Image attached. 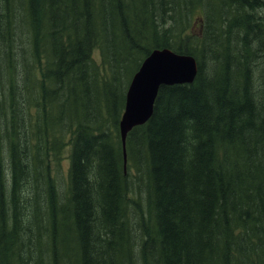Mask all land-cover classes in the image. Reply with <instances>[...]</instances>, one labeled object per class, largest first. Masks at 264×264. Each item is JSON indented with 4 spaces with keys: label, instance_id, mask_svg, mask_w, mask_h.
I'll return each mask as SVG.
<instances>
[{
    "label": "trees",
    "instance_id": "1",
    "mask_svg": "<svg viewBox=\"0 0 264 264\" xmlns=\"http://www.w3.org/2000/svg\"><path fill=\"white\" fill-rule=\"evenodd\" d=\"M246 2L264 9V0H0V247L18 264H264V90L252 82L264 41L242 37L261 29ZM155 48L193 56L198 72L160 87L152 116L127 134L124 164L125 92ZM33 73L40 100L30 107L18 78ZM131 222L145 228L128 241Z\"/></svg>",
    "mask_w": 264,
    "mask_h": 264
},
{
    "label": "water",
    "instance_id": "2",
    "mask_svg": "<svg viewBox=\"0 0 264 264\" xmlns=\"http://www.w3.org/2000/svg\"><path fill=\"white\" fill-rule=\"evenodd\" d=\"M197 64L191 55L174 53L168 48L153 49L141 62L128 84L119 131L123 144L129 131L143 125L152 116L154 102L161 86L191 84Z\"/></svg>",
    "mask_w": 264,
    "mask_h": 264
},
{
    "label": "rangeland",
    "instance_id": "3",
    "mask_svg": "<svg viewBox=\"0 0 264 264\" xmlns=\"http://www.w3.org/2000/svg\"><path fill=\"white\" fill-rule=\"evenodd\" d=\"M260 3V2H259ZM249 10V9H248ZM253 13V16L254 18H257V17H261V29L262 31L264 32V9H261V8H256L255 10L252 11ZM199 16H201V13H197ZM234 19L236 20V23L239 25V26H242V23L244 22L245 20V16L243 14H239V15H235L234 16ZM191 23V26L193 27H196V28H199V22L197 23L196 21L193 23V22H190ZM199 34V33H198ZM207 36L209 38V41L211 43H214L216 41L215 39V36L212 32V28L210 25H208V33H207ZM244 36V35H243ZM241 44H239L237 46V49H239V46ZM263 53L264 54V51H260L259 54ZM243 55H247L248 58L250 57L251 55V52L248 48H243ZM259 56V65L257 67V73L256 75H258L259 73L261 72H264V57H261ZM35 70H37L36 67H34ZM26 81L30 87V93L32 95V97L34 98V100H31L30 101V107H33L35 101L38 102L40 100L39 98V94H40V88H39V80H38V75L37 73H33L29 76H25L23 78H18V81L19 82H22V81ZM254 90H256L254 88ZM68 138H69V134L66 133L64 137L60 138L59 139V142H58V173L60 174V180L59 182L61 183V185H59L61 188H62V191H64V186L67 182V175H66V170H67V167H68V159L66 158L68 152H69V147L67 146L68 145ZM54 163L51 165V169H50V172L52 173L54 171ZM141 199V198H140ZM139 199V202H140V206L142 204V199L140 200ZM57 225H59L58 223V219H57ZM51 227H52V221H51ZM42 239H46L45 236H43ZM58 241V238L56 240V242ZM55 241H53V234L51 235V240H50V245H53L56 243ZM0 251H2L4 253V255L2 257H0V264H18L17 263V259L14 255L12 254H9L8 251L4 248V247H0ZM34 254V251L32 252ZM32 262V260H28L26 262V264Z\"/></svg>",
    "mask_w": 264,
    "mask_h": 264
},
{
    "label": "bare ground",
    "instance_id": "4",
    "mask_svg": "<svg viewBox=\"0 0 264 264\" xmlns=\"http://www.w3.org/2000/svg\"><path fill=\"white\" fill-rule=\"evenodd\" d=\"M253 1H256V0H253ZM221 5V4H220ZM254 8L253 9H251L250 7H249V5H246L245 6V10H244V12L247 14V15H249V14H253L252 13V11L253 10H255L256 8H259V7H257V2H255L254 4ZM217 8V7H216ZM249 9V10H248ZM261 9H263L262 7H261ZM251 20H253V21H256L255 19H254V17H252V19ZM256 30H257V32H258V30H262V29H257V28H255ZM245 32V31H244ZM244 32L242 33V37H243V35H244ZM264 33V32H263ZM255 45H257V44H255ZM255 45H254V47H255ZM259 47V46H258ZM233 49H235V50H237V48L236 47H232ZM261 48V47H260ZM156 49V48H155ZM255 49V48H254ZM240 54H241V52H242V48L240 47ZM257 50H258V48H257ZM262 50V49H261ZM260 51V50H259ZM258 51V52H259ZM263 51V50H262ZM263 53H261L260 55H262ZM259 55V56H260ZM264 55V54H263ZM261 58V57H260ZM260 60V59H259ZM19 68V67H18ZM23 68V67H22ZM21 67H20V69H22ZM25 69V68H24ZM22 71V70H21ZM23 72V71H22ZM198 72V71H197ZM252 82L255 84V85H259L260 84V86H263V90H264V72H261V73H259L258 75H255V77L253 78V80H252ZM258 87V86H257ZM260 88V87H259ZM262 94V93H261ZM264 95V94H263ZM264 122V116H263V121H262V123ZM119 123H120V121H119ZM251 147H247V148H245V152H247L249 149H250ZM126 152V151H125ZM250 152V151H249ZM251 153V152H250ZM263 161V160H262ZM256 163V162H255ZM262 164V163H261ZM260 164V165H261ZM257 165V164H256ZM264 165V164H263ZM261 168H262V166H261ZM264 168V167H263ZM125 171V170H124ZM264 179V178H263ZM262 183V182H261ZM261 185H263V184H261ZM257 186V185H256ZM264 186V185H263ZM135 187V186H134ZM139 188H141V187H139ZM258 189H259V187H258ZM117 190V189H116ZM143 190V189H142ZM142 193V192H141ZM143 195V194H142ZM141 195V196H142ZM145 197V196H144ZM154 197H155V195H154ZM116 198V197H115ZM143 199V198H142ZM146 199V198H145ZM153 199V198H152ZM141 200V199H140ZM142 201H144L145 202V200H142ZM115 206V205H114ZM115 210V209H114ZM115 213V212H114ZM132 214V213H131ZM133 215H134V212H133ZM134 216H136V215H134ZM139 216V215H138ZM117 217H119V216H117ZM132 217V216H131ZM122 218V217H121ZM121 218H120V220H121ZM133 219H134V217H133ZM137 219V218H136ZM138 220V219H137ZM158 220V219H157ZM132 221V220H131ZM122 222V221H121ZM120 222V223H121ZM138 222H139V220H138ZM147 223V222H146ZM263 226V225H262ZM143 228H145L144 226H141V225H139V224H137L136 222H131V223H128V224H126L125 226H124V228H123V234H124V237L128 240V241H130L131 239H132V237H134V235H135V232H138V230L139 229H143ZM262 228H264V227H262ZM79 229V228H78ZM159 229V228H158ZM82 230V229H81ZM83 231H81V233H82ZM261 233V232H260ZM85 235H87V234H85ZM145 236V235H144ZM261 236V235H260ZM146 237V236H145ZM144 237V238H145ZM121 238V237H120ZM152 241V240H151ZM132 244H133V242H131ZM120 247V246H119ZM132 248V247H131ZM153 251V250H152ZM114 252H115V250H114ZM226 252V251H225ZM264 254V253H263ZM262 256V255H261ZM0 257H2V256H0ZM111 257V256H110ZM262 258V257H261ZM30 259H32V258H30ZM52 263H53V260H52ZM258 264V263H257Z\"/></svg>",
    "mask_w": 264,
    "mask_h": 264
},
{
    "label": "flooded vegetation",
    "instance_id": "5",
    "mask_svg": "<svg viewBox=\"0 0 264 264\" xmlns=\"http://www.w3.org/2000/svg\"><path fill=\"white\" fill-rule=\"evenodd\" d=\"M246 5H248L247 2L245 3V6H246ZM244 10H245V7H244ZM244 10L242 11V13H243V14H246V13L244 12ZM222 12H223V15H224L225 17L228 16V14L225 13V10H222ZM232 21H233V18H231V22H232ZM244 34H245V37H244V38H246V39L250 38V36L256 37V35H257L262 41H264V33H263L262 30H258V32H257L256 29H253V30H251L250 32H244ZM241 53H242V56H243V57L248 58L247 55H243V49H242V52H241ZM254 77H255V74H254Z\"/></svg>",
    "mask_w": 264,
    "mask_h": 264
}]
</instances>
